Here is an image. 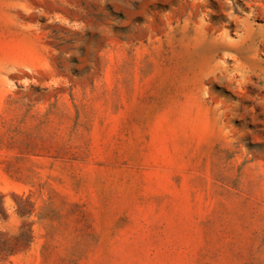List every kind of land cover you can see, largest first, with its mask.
Masks as SVG:
<instances>
[{
  "label": "rangeland",
  "instance_id": "obj_1",
  "mask_svg": "<svg viewBox=\"0 0 264 264\" xmlns=\"http://www.w3.org/2000/svg\"><path fill=\"white\" fill-rule=\"evenodd\" d=\"M0 264H264V0H0Z\"/></svg>",
  "mask_w": 264,
  "mask_h": 264
}]
</instances>
